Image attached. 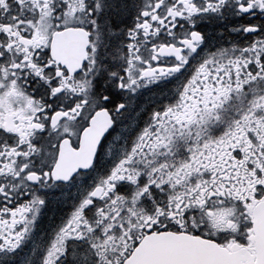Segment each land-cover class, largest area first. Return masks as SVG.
I'll list each match as a JSON object with an SVG mask.
<instances>
[{"label":"snow or ice","instance_id":"6c2138e0","mask_svg":"<svg viewBox=\"0 0 264 264\" xmlns=\"http://www.w3.org/2000/svg\"><path fill=\"white\" fill-rule=\"evenodd\" d=\"M0 264H264V0H0Z\"/></svg>","mask_w":264,"mask_h":264}]
</instances>
